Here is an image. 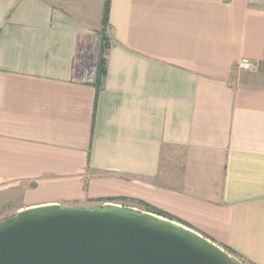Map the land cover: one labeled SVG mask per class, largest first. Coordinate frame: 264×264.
<instances>
[{"label": "crops", "instance_id": "0c3cea01", "mask_svg": "<svg viewBox=\"0 0 264 264\" xmlns=\"http://www.w3.org/2000/svg\"><path fill=\"white\" fill-rule=\"evenodd\" d=\"M106 2L0 0V220L115 203L264 264V0Z\"/></svg>", "mask_w": 264, "mask_h": 264}, {"label": "water", "instance_id": "95a60500", "mask_svg": "<svg viewBox=\"0 0 264 264\" xmlns=\"http://www.w3.org/2000/svg\"><path fill=\"white\" fill-rule=\"evenodd\" d=\"M0 264H243L201 233L120 204L24 208L0 220Z\"/></svg>", "mask_w": 264, "mask_h": 264}, {"label": "trees", "instance_id": "16d2710c", "mask_svg": "<svg viewBox=\"0 0 264 264\" xmlns=\"http://www.w3.org/2000/svg\"><path fill=\"white\" fill-rule=\"evenodd\" d=\"M108 8H109V0H107L106 2V6H105V12H104V23L106 24L107 23V19H108ZM104 51V49H103ZM105 68H106V59H105V56L102 52V55H101V58H100V61H99V68H98V82L99 80L104 76L105 74ZM152 209V208H150ZM156 211V210H155ZM156 214H158L159 212H155Z\"/></svg>", "mask_w": 264, "mask_h": 264}, {"label": "built area", "instance_id": "2783aa9c", "mask_svg": "<svg viewBox=\"0 0 264 264\" xmlns=\"http://www.w3.org/2000/svg\"><path fill=\"white\" fill-rule=\"evenodd\" d=\"M254 66V62L251 61L250 59H247V58H243L240 60L239 64H238V67L240 69H244V70H248V69H251L253 68ZM235 257V256H234ZM236 258V257H235ZM237 259V258H236ZM238 261H240L239 259H237ZM242 263V261H240ZM244 264V263H243Z\"/></svg>", "mask_w": 264, "mask_h": 264}, {"label": "rangeland", "instance_id": "374dc122", "mask_svg": "<svg viewBox=\"0 0 264 264\" xmlns=\"http://www.w3.org/2000/svg\"><path fill=\"white\" fill-rule=\"evenodd\" d=\"M14 204H16V202H15ZM91 205H93V204H91ZM237 259H239V258H237ZM239 260H240V259H239ZM240 261H242V260H240ZM242 263H244V262L242 261Z\"/></svg>", "mask_w": 264, "mask_h": 264}]
</instances>
